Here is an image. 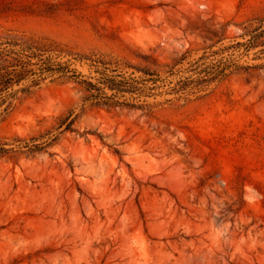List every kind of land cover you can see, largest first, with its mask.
Returning <instances> with one entry per match:
<instances>
[{"label":"rangeland","instance_id":"1","mask_svg":"<svg viewBox=\"0 0 264 264\" xmlns=\"http://www.w3.org/2000/svg\"><path fill=\"white\" fill-rule=\"evenodd\" d=\"M8 33L160 80L113 104L56 75L1 106L0 264H264V0H0Z\"/></svg>","mask_w":264,"mask_h":264},{"label":"trees","instance_id":"2","mask_svg":"<svg viewBox=\"0 0 264 264\" xmlns=\"http://www.w3.org/2000/svg\"><path fill=\"white\" fill-rule=\"evenodd\" d=\"M260 33H252L245 44L252 46L257 42ZM72 56L76 59L89 58L88 55L74 52L62 47L55 41L37 38L24 33H8L0 36V108L5 104L3 111L7 110L16 92L28 90L31 86L38 85L43 80L52 76H67L74 78L88 92L86 98L103 103H126V94L130 96L146 95L155 88L160 76L148 69L133 67L141 72L136 77L134 71L125 75L124 72H116L113 68L108 72V63L100 59L94 62L103 64V68L97 67V77H84L76 68L70 67L64 56ZM127 66V65H125ZM70 73V75H69ZM15 88V86H18ZM22 85V86H20ZM108 91H110L108 93ZM122 99V100H121ZM0 110V114L2 113ZM6 149L0 143V152Z\"/></svg>","mask_w":264,"mask_h":264}]
</instances>
